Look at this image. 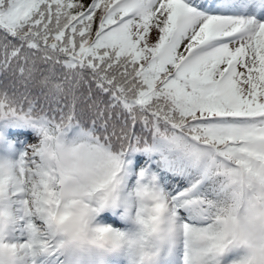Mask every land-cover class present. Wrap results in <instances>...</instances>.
Masks as SVG:
<instances>
[{
    "label": "snow or ice",
    "instance_id": "1",
    "mask_svg": "<svg viewBox=\"0 0 264 264\" xmlns=\"http://www.w3.org/2000/svg\"><path fill=\"white\" fill-rule=\"evenodd\" d=\"M0 264H264V0H0Z\"/></svg>",
    "mask_w": 264,
    "mask_h": 264
}]
</instances>
